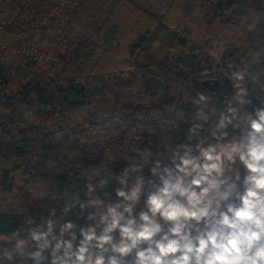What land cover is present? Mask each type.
Returning a JSON list of instances; mask_svg holds the SVG:
<instances>
[{"label":"trees","instance_id":"trees-1","mask_svg":"<svg viewBox=\"0 0 264 264\" xmlns=\"http://www.w3.org/2000/svg\"><path fill=\"white\" fill-rule=\"evenodd\" d=\"M259 53L264 0H0V234L83 197L131 148L182 142L195 92L222 109L223 73L264 69Z\"/></svg>","mask_w":264,"mask_h":264},{"label":"clouds","instance_id":"clouds-1","mask_svg":"<svg viewBox=\"0 0 264 264\" xmlns=\"http://www.w3.org/2000/svg\"><path fill=\"white\" fill-rule=\"evenodd\" d=\"M223 76L222 109L195 92L182 142L131 148L126 166L86 183L83 197L0 234V264H264V69L233 62ZM111 184L105 202L98 193Z\"/></svg>","mask_w":264,"mask_h":264},{"label":"water","instance_id":"water-1","mask_svg":"<svg viewBox=\"0 0 264 264\" xmlns=\"http://www.w3.org/2000/svg\"><path fill=\"white\" fill-rule=\"evenodd\" d=\"M214 80L216 82H209L208 80ZM203 84L210 90L215 91L219 88L220 81L217 78H207L203 81Z\"/></svg>","mask_w":264,"mask_h":264}]
</instances>
